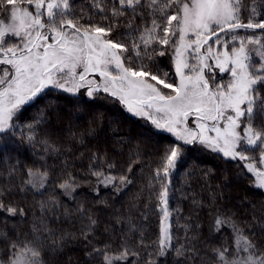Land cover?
<instances>
[{
    "label": "snow or ice",
    "instance_id": "snow-or-ice-1",
    "mask_svg": "<svg viewBox=\"0 0 264 264\" xmlns=\"http://www.w3.org/2000/svg\"><path fill=\"white\" fill-rule=\"evenodd\" d=\"M90 8L99 20L89 15L82 23L84 9L75 13L72 0H0V134L14 129L24 106L53 87L71 95L84 89L89 98L103 91L156 130L173 135L180 143L164 149L153 177L160 185L156 198L162 213L154 244L163 256L174 247L169 177L184 155L183 145L198 143L244 162L254 186L264 189V3L250 0L246 22L243 0H90ZM122 23L126 31L114 36ZM239 30L252 34L242 36ZM169 51L177 79L154 63ZM215 69L230 79L217 81ZM27 127L31 132L32 125ZM90 160L91 175L100 184L119 191L133 182L131 165L113 175L107 170L114 163L102 164L96 154ZM26 176L24 183L34 189L49 179L47 170L32 168ZM77 186L71 173L59 185L66 191ZM0 213L25 214L2 195ZM214 223L218 230L225 224L233 230V243L213 250L216 264H264V245L252 233L229 218L217 216ZM43 231L34 226L24 239H8L0 264H47V252L63 238L45 248ZM109 247H93L88 255L96 253L103 264L139 255L124 245L115 253ZM184 251L183 245L176 249L178 255Z\"/></svg>",
    "mask_w": 264,
    "mask_h": 264
},
{
    "label": "trees",
    "instance_id": "trees-1",
    "mask_svg": "<svg viewBox=\"0 0 264 264\" xmlns=\"http://www.w3.org/2000/svg\"><path fill=\"white\" fill-rule=\"evenodd\" d=\"M260 3L264 0H257ZM72 4L77 14L84 9L82 23L89 15L99 20L90 0H72ZM243 4L246 22L250 0H243ZM125 31L122 23L114 36ZM247 32L252 34V30ZM154 63L176 79L170 51L156 56ZM22 112L14 129L0 134V195L25 213H0V261L5 258L6 241L24 239L34 226L44 230L43 236L48 238L45 248L52 239L63 238L56 250L47 252V264H103L101 256L88 253L105 245L113 253L124 245L139 254L119 264H147L150 259L154 264H216L213 250L233 243L231 224L218 230L214 223L217 216L229 218L252 233L258 245H264V190L254 186L244 162L198 143L183 145L184 155L169 177L174 247L160 256L154 244L162 217L154 169L160 165L164 149L180 142L156 130L145 118L131 115L103 91L89 98L84 89L71 95L49 87ZM29 134L35 137L31 142L27 140ZM93 154L103 157L99 161L102 164L116 165L107 170L113 175L123 174L131 165L128 174L133 182L119 191L113 185L100 184L89 169ZM29 168L48 171L44 188L34 189L24 183ZM68 173L78 185L74 191L59 187ZM181 245L185 251L178 255L176 249Z\"/></svg>",
    "mask_w": 264,
    "mask_h": 264
},
{
    "label": "rangeland",
    "instance_id": "rangeland-1",
    "mask_svg": "<svg viewBox=\"0 0 264 264\" xmlns=\"http://www.w3.org/2000/svg\"><path fill=\"white\" fill-rule=\"evenodd\" d=\"M239 34L240 35H251V32H247V31H245V30H239ZM210 43H211V41H210ZM202 51H203V49H202ZM209 63L211 64V63H213L212 61H209ZM173 73L175 72V70H174V66H173ZM215 73H216V79H217V81H219V82H221V83H223V82H225V81H227L228 79H230V77H229V75L227 74V73H220L219 72V69H215ZM205 74L206 75H208V72H207V70H205ZM94 78H96V79H99V77L98 76H94ZM177 79V78H176ZM85 95H86V91H85ZM125 106V105H124ZM125 108H126V110H127V107L125 106ZM128 111V110H127ZM129 112V111H128ZM131 115H134V116H137V115H135L134 113H132V112H129ZM211 135H214V134H211ZM210 149V148H209ZM221 155H223L222 153H220ZM251 174V173H250ZM252 175V174H251ZM253 176V175H252ZM253 179H254V182H255V177L253 176ZM264 190V189H263ZM168 223H169V221H168ZM160 226H161V221H160Z\"/></svg>",
    "mask_w": 264,
    "mask_h": 264
}]
</instances>
